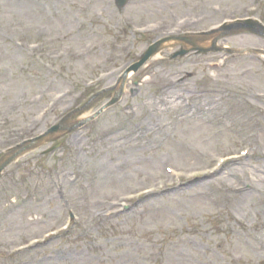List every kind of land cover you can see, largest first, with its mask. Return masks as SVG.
<instances>
[{"label": "rangeland", "instance_id": "obj_1", "mask_svg": "<svg viewBox=\"0 0 264 264\" xmlns=\"http://www.w3.org/2000/svg\"><path fill=\"white\" fill-rule=\"evenodd\" d=\"M251 6H255L253 0H133L127 11L122 13L115 9L111 0H0V120L5 121H0V161L8 151L26 139L18 137L9 141L20 134L19 131L34 115V110L28 109V101L38 93V88L33 87V84L54 79V89L74 82L79 90V83L83 84L90 78L92 71L111 68V65L105 64L112 49L115 51L114 39L119 36L118 24L123 17L131 18L135 26H140L151 22L160 13L175 16L176 20L182 19V15L203 16L207 19V25L211 26L219 23L223 17H230L233 12L237 17H244L247 15L246 7ZM214 8L219 9L218 12ZM80 17L82 21L86 20V27L77 34L75 25ZM108 27H111V32H105ZM45 32L44 41L37 38ZM129 37L130 40L125 38L120 42L130 41V50L134 46L133 57L155 40L153 37L134 44L132 35ZM55 39L58 40L53 42ZM104 40L109 42L104 51L85 61L71 55L63 58L65 61L59 65L61 72L57 74L63 79L60 83L51 75H46L42 68L48 57L37 55L32 60L34 65L27 62V44L32 42L42 41V52L74 53L89 47L91 43L97 44ZM227 43L234 50H252V53L264 50L263 41L251 36L229 37ZM120 51L123 50H118L121 55ZM170 56L165 55V60L171 59ZM219 59L218 53H212L204 58L199 56L177 62L167 60L162 69L181 72L182 75L190 73L187 85L189 90L194 91L197 88L204 89L209 84L205 79L209 74L221 80L228 95L213 97L217 99L207 103L206 113L188 110L182 100L179 106L172 109L155 108L148 104L128 123L124 118L128 114L123 106L103 115L96 123L101 128L98 138H102V144L97 146L90 133L83 144L87 153H79V156L89 161L93 168L94 163L110 160L111 174L105 178L109 181L104 185L101 179H96L93 169H89V172L88 169H78L82 181L72 187L68 179L73 175L71 169L75 156L69 162H62L67 194L74 199L81 212L92 215V220L97 221L101 210L98 201L135 192L153 183L163 177L166 166L187 171L204 168L209 165L214 154H229L231 151L236 152V147L241 144L255 143L252 140L254 108L264 111V103L253 101L257 94L264 96L262 65L254 59L245 58L223 66ZM208 69L209 73L204 75ZM150 71H153L152 67ZM158 80L159 75L145 83L141 92L144 101L154 97L155 103L161 104V97L156 96ZM175 95H171L168 101ZM110 98L109 95L92 103L94 112L99 111ZM54 120L52 118L46 126L51 127ZM34 134L28 135L32 137ZM260 143L264 145V138L260 139ZM88 144L93 148L90 151L85 147ZM48 146L50 144H43L31 151L0 177V248L19 246L26 239L39 236L48 227L59 225V219H63V215L54 218V212L61 211L59 202L47 178L43 177V173H37L35 168H46L47 165L51 166L50 169L47 167L51 170L54 167L52 165L59 163H56V158L60 159V155L46 159V165L41 166L43 162L36 154L48 149ZM253 164L264 166V162ZM257 175L261 176L259 173ZM88 177L95 181V188L102 187L98 192L89 190ZM241 180L252 185L255 182L256 187L261 188L252 174ZM223 186L226 185L221 180L216 184L192 189L190 193L179 197L172 196L154 208L150 207L144 218H138L133 223L120 221L118 224L101 225L102 231L110 229L106 231L108 233L93 236L102 237L107 242L103 250L94 252V257L85 260V253H74L76 263L67 264L262 262L264 196L261 198V194H249L252 198L249 199L238 194H226ZM108 187L110 189L106 190ZM138 243H143L145 248H139ZM85 245L82 242L72 248L81 249Z\"/></svg>", "mask_w": 264, "mask_h": 264}, {"label": "bare ground", "instance_id": "obj_2", "mask_svg": "<svg viewBox=\"0 0 264 264\" xmlns=\"http://www.w3.org/2000/svg\"><path fill=\"white\" fill-rule=\"evenodd\" d=\"M212 37V36H211ZM165 45V44H164ZM163 45V47H162V49L163 48H166L167 49V47H170V46H172V45H174V42L172 41V40H169V43L168 44H166L165 46ZM159 57H160V54H158L155 58H154V60H157V59H159ZM132 76V73L131 74H129V75H127L126 77H124L123 79H121L120 80V86L119 87H117V91H119L120 89H121V87L123 86V84H124V82L126 81V78L128 79V77H131ZM165 94V93H164ZM166 95H168V94H166ZM166 97V96H165ZM163 101H165L164 99H162V101L161 102H163ZM165 105L166 106H170V104L167 102V101H165ZM157 108H159V107H157ZM106 167L102 170V171H100L101 172V176H102V178H107L108 177V175L110 174V168H109V165L108 164H106L105 165ZM242 172H244V174L246 175V174H248V173H251L253 176H254V178L257 180V182L260 184V185H262L263 186V188H264V177H261V176H259V175H257V170H256V172H254L253 170H245V171H242ZM262 192H264V190L262 191ZM247 198H249V199H252V198H250V196H248L247 195Z\"/></svg>", "mask_w": 264, "mask_h": 264}]
</instances>
